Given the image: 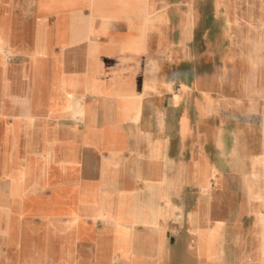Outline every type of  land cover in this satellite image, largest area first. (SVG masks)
Returning <instances> with one entry per match:
<instances>
[{"label": "crops", "instance_id": "obj_1", "mask_svg": "<svg viewBox=\"0 0 264 264\" xmlns=\"http://www.w3.org/2000/svg\"><path fill=\"white\" fill-rule=\"evenodd\" d=\"M29 1L5 19L46 51L0 54V264H264V0ZM14 176L70 211L24 214Z\"/></svg>", "mask_w": 264, "mask_h": 264}, {"label": "bare ground", "instance_id": "obj_2", "mask_svg": "<svg viewBox=\"0 0 264 264\" xmlns=\"http://www.w3.org/2000/svg\"><path fill=\"white\" fill-rule=\"evenodd\" d=\"M232 1V0H231ZM256 1V0H255ZM254 1V2H255ZM29 0H25V3H27L26 8H30L31 3H29ZM58 3L61 5L65 4V0H37V5L39 7H45V6H49V5H53ZM253 2V0H252ZM251 2V4H252ZM8 4V0H0V40H1V52L3 50V46L4 44L7 42L6 39L7 37L9 38L8 42L11 43V50H12V54H16L18 51V41H29V40H35L36 39V43H35V47H34V51L35 53H38L39 51H46V49L44 47L41 46L40 44V38H41V33L38 30L36 33L33 32V30L31 29L33 21L31 19V25L30 27L26 28L25 26V21L23 19V12L20 11L18 12H14L12 13V24L7 25L6 23V19H5V15L9 9V7L7 8ZM255 5V4H254ZM253 5V6H254ZM257 5V3H256ZM250 6V5H249ZM252 6V5H251ZM259 7V4H258ZM257 8V6H256ZM260 9V8H259ZM252 10V8H251ZM254 10V9H253ZM257 11V10H254ZM259 12V10H258ZM257 12V13H258ZM255 14L254 12L249 11V16ZM256 15V14H255ZM255 17V16H254ZM9 22L11 20V17L9 16ZM253 18V17H252ZM250 19V17H249ZM256 19V18H255ZM253 20V19H252ZM258 20L264 21V5L262 6V10L260 13H258ZM9 29H8V28ZM60 30V29H59ZM60 31H58L59 33ZM59 38L64 37L63 35L60 36L58 35ZM256 48L258 47L257 44L254 45ZM254 50V49H253ZM2 57L4 59V61H7V56H6V52L3 50L2 52ZM255 77L254 75H251L250 77V83L252 82V78ZM264 80V76H261V83ZM3 95V93H2ZM11 107V106H9ZM8 108V107H7ZM12 108V107H11ZM10 108V109H11ZM4 109V108H3ZM18 110V109H17ZM4 111V110H3ZM9 111V109H8ZM24 111V110H23ZM22 111V112H23ZM28 111V110H27ZM4 114L6 112H3ZM16 114V113H15ZM22 115V114H21ZM0 145L2 146V150H6L8 148V135L7 133H3L0 130ZM47 151V150H46ZM28 156V155H27ZM26 156V159H27ZM45 156V155H44ZM39 158V157H38ZM55 160V159H54ZM34 161V160H33ZM38 162V161H36ZM27 163V160H26ZM30 164V163H29ZM33 164V163H32ZM38 164V163H37ZM26 165V164H25ZM34 165V164H33ZM29 166V165H28ZM45 168V167H44ZM26 173V172H25ZM24 173V174H25ZM28 173V172H27ZM26 176V175H25ZM29 178V177H28ZM25 182V181H24ZM25 184V183H24ZM45 186V185H44ZM42 187V186H41ZM43 188V187H42ZM9 193L12 196H21L23 198V205H22V210L24 214L27 215H35V214H41V217L43 220H47L50 221L51 219H53L52 217V213L54 212L56 214V216H54V218L59 217L63 214H66L67 212L70 211L71 206L66 205L67 200L64 197V193H62L61 190H63V188L61 187H57L54 189V191H52V193L50 195H44V194H37L34 196H30L26 191H24L23 186L20 182V179L17 178L16 176L11 177L10 179V186H9ZM42 190V189H41ZM30 192V190H29ZM32 192H34L32 190ZM72 200V199H71ZM1 212H3V214L6 216L8 215L10 209H9V205H6L4 207H0ZM0 212V215H1ZM28 222L26 221L25 223V227H24V231L22 232V236H21V246L22 249L24 250L25 253L28 252V250H30V245H31V237L29 235V233L27 232V228H28ZM15 222L13 220V218L7 220V219H3V217H0V233H5L8 232L10 230H12L14 228ZM109 235V234H108ZM104 236V235H103ZM111 237V236H110ZM113 237V236H112ZM101 238V237H100ZM106 241V240H105ZM104 242V241H103ZM114 242V241H113ZM96 243V242H95ZM110 243V242H108ZM112 244V243H111ZM108 246V245H107ZM103 247V245H102ZM106 248V247H104ZM108 249V248H107ZM106 249V250H107ZM110 249V248H109ZM111 251V250H110ZM105 252V251H104ZM109 252V251H108ZM96 254V253H95ZM106 254V253H104ZM108 254V253H107ZM99 255V253H98ZM108 254V258H109ZM96 256V255H95ZM106 256V255H105ZM97 257V256H96ZM95 257V258H96ZM101 257V256H100ZM107 258V259H108ZM98 259V258H97ZM96 259V260H97ZM101 259V258H100ZM111 260V259H110ZM97 262V261H96ZM103 262V261H102ZM107 262V261H106ZM109 262V261H108ZM111 264V263H110Z\"/></svg>", "mask_w": 264, "mask_h": 264}, {"label": "rangeland", "instance_id": "obj_3", "mask_svg": "<svg viewBox=\"0 0 264 264\" xmlns=\"http://www.w3.org/2000/svg\"><path fill=\"white\" fill-rule=\"evenodd\" d=\"M14 0H8V4L7 5H9V4H11L12 2H13ZM241 1L242 0H234V4L235 5H238V3H241ZM9 6H7V8H8ZM243 7V5H240V8H242ZM12 13H14V11H13V9L12 10H10V17H11V20H10V22H9V19L8 20H6V23H7V25H8V23L9 24H12L13 22H12ZM238 15H239V13H237ZM236 13H235V15H237ZM239 20H242L241 19V17L239 18ZM243 21V20H242ZM8 28V27H7ZM9 29V28H8ZM8 40H9V38L7 37V39H6V43L4 44V46H3V50L6 52V58H7V61L14 55V54H12V50H11V43H9L8 42ZM0 45H1V40H0ZM0 48H1V46H0ZM3 50H2V52H3ZM2 52H1V49H0V54H2ZM35 215H38V216H40L41 217V214H35ZM54 216H56V214L53 212L52 213V217L54 218ZM52 220V219H51Z\"/></svg>", "mask_w": 264, "mask_h": 264}]
</instances>
